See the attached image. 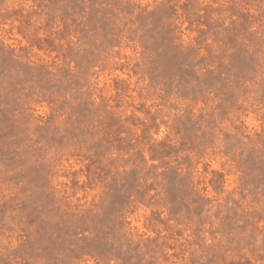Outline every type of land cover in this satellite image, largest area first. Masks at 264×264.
<instances>
[{
	"label": "rangeland",
	"instance_id": "374dc122",
	"mask_svg": "<svg viewBox=\"0 0 264 264\" xmlns=\"http://www.w3.org/2000/svg\"><path fill=\"white\" fill-rule=\"evenodd\" d=\"M0 264H264V0H0Z\"/></svg>",
	"mask_w": 264,
	"mask_h": 264
}]
</instances>
